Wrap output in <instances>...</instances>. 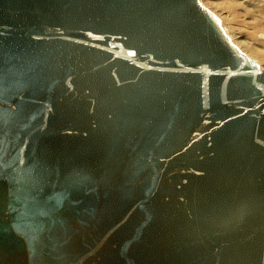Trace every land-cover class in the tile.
I'll list each match as a JSON object with an SVG mask.
<instances>
[{"label": "water", "instance_id": "water-1", "mask_svg": "<svg viewBox=\"0 0 264 264\" xmlns=\"http://www.w3.org/2000/svg\"><path fill=\"white\" fill-rule=\"evenodd\" d=\"M83 263L264 264V70L201 0H0V264Z\"/></svg>", "mask_w": 264, "mask_h": 264}, {"label": "rangeland", "instance_id": "rangeland-1", "mask_svg": "<svg viewBox=\"0 0 264 264\" xmlns=\"http://www.w3.org/2000/svg\"><path fill=\"white\" fill-rule=\"evenodd\" d=\"M203 2L206 3V7L208 6L211 11L214 9L216 16H219V20L220 18L224 20V17L230 19L229 27H227H231V29L237 33L236 37H239V41H244L248 45L250 44L249 46H252L251 48L255 47V49L262 50L264 36L258 33H264V18L258 15H256V18H252L253 13L249 5H247L249 0H203ZM216 3H222L224 6L223 9L221 6L216 7ZM224 29L228 32L227 28L224 27Z\"/></svg>", "mask_w": 264, "mask_h": 264}, {"label": "bare ground", "instance_id": "bare-ground-1", "mask_svg": "<svg viewBox=\"0 0 264 264\" xmlns=\"http://www.w3.org/2000/svg\"><path fill=\"white\" fill-rule=\"evenodd\" d=\"M201 2H202V4L204 5V7L205 8H207L210 12H212L214 15H216L215 13H214V9H212V11L208 8V6L206 7V3H204L203 2V0H201ZM223 4H225V3H223ZM247 5H249V7H250V9H251V11H252V13H253V16H252V18L254 19V18H256L257 16L256 15H258V16H260V17H262V18H264V0H249V2L247 3ZM216 7H220L221 6V8L223 9V5H222V3H216V5H215ZM229 13V12H228ZM263 13V14H262ZM231 16H232V14H231ZM219 17V16H218ZM231 18V17H230ZM220 20L222 21H220V26H221V28L223 29V31H224V33L228 36V38H230V41H231V43L233 44V45H235L238 49H239V51H241V52H243L244 53V55H245V57L249 60V61H251V60H253V61H255L257 64H258V70L259 71H262V70H264V41H262V43H263V48H262V50H258V49H255V47L254 48H251L252 46H249L246 42H242V41H239L238 39H239V37L237 38L236 37V35H237V33H235L232 29H231V27L230 28H228L229 27V18L228 17H224V20H222L221 18H220ZM222 23H223V25H222ZM225 28H227L228 29V32H226V30L224 29V27ZM228 26V27H227ZM228 33V34H227ZM258 34H260V35H262V36H264V33H258ZM239 35V34H238ZM241 38V37H240ZM247 41H249V40H247ZM253 42V41H252ZM261 48V47H260ZM75 251L76 250H72V249H70V255L71 254H73V253H75ZM83 264H87V263H83Z\"/></svg>", "mask_w": 264, "mask_h": 264}]
</instances>
